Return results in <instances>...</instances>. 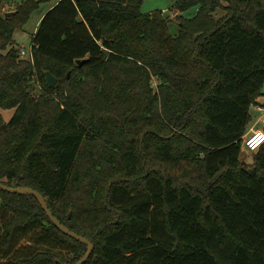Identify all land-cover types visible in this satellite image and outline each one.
<instances>
[{"label": "trees", "instance_id": "16d2710c", "mask_svg": "<svg viewBox=\"0 0 264 264\" xmlns=\"http://www.w3.org/2000/svg\"><path fill=\"white\" fill-rule=\"evenodd\" d=\"M9 1L0 110L15 113L0 112V182L40 192L90 240L85 264H264V145L241 161L264 88V0H174L198 6L176 16L177 35L143 0H59L32 60L14 33L39 2L6 18ZM87 250L34 196L0 189V264H76Z\"/></svg>", "mask_w": 264, "mask_h": 264}, {"label": "rangeland", "instance_id": "374dc122", "mask_svg": "<svg viewBox=\"0 0 264 264\" xmlns=\"http://www.w3.org/2000/svg\"><path fill=\"white\" fill-rule=\"evenodd\" d=\"M27 0H10L8 5H5V11H13L15 10L20 4L25 2ZM38 1V7L32 11L30 17L25 22V24L22 27L17 28V30L14 33V45L16 48L19 49V51H22L23 48L27 52H29L33 36L36 33V30L38 28V22L40 17L45 14L51 8L54 4H56L59 0H34ZM227 4V2H225ZM141 12L143 14H149V13H162L163 15L167 16L168 20H170V32L172 35H177L179 32V26L176 21L177 15H182L184 18H193L197 15L198 12V6H191L187 10L180 13L179 11H176L174 8V0H143L141 4ZM226 7L219 8L215 12L216 18H221L227 14ZM139 28V27H137ZM134 30H130L129 34H133ZM23 58V57H22ZM23 59H26L24 57ZM152 83L153 87L156 88L158 85L157 79L155 77H152ZM38 90H43L42 87H40L39 84L35 83V93L38 95ZM259 104H264V88H263V94L259 96L258 98ZM140 103V102H139ZM0 112L3 115V118L5 121H9L12 116L15 113V110H0ZM262 117V113L257 111L255 106L253 105L251 108V122L249 126L255 125L259 129L264 128V124L259 122V119ZM136 134L133 135V138L137 140ZM254 154L255 153H249L243 150L241 153V161L246 166H253L254 164ZM167 169V168H166Z\"/></svg>", "mask_w": 264, "mask_h": 264}, {"label": "water", "instance_id": "95a60500", "mask_svg": "<svg viewBox=\"0 0 264 264\" xmlns=\"http://www.w3.org/2000/svg\"><path fill=\"white\" fill-rule=\"evenodd\" d=\"M15 14V11H7L5 13V17L9 18L10 16H13ZM85 60H78L77 63L79 65H82L83 62ZM44 76L46 78L47 84L49 87L53 88L55 87V85L57 84V77L54 76L50 71H46L44 72ZM0 189L9 192V193H13V194H21V195H30V196H34L38 202L40 203V205L42 206L44 212L47 214V216L49 217V219L51 220V222L60 230L62 231L64 234H66L67 236L74 238L77 241H80L84 244L87 245L88 250L87 253L85 254V256L80 259L76 264H85L88 259L90 258L92 252L94 251V245L92 244V242L90 240H88L87 238L77 234L76 232L72 231L71 229H69L67 226H65L64 224L61 223V221H59L53 214V212L51 211V209L49 208L47 201L45 199V197L38 191H36L35 189L31 188V187H10L2 182H0ZM71 212L69 213V218L71 217ZM58 264H63L61 261H58Z\"/></svg>", "mask_w": 264, "mask_h": 264}, {"label": "built area", "instance_id": "2783aa9c", "mask_svg": "<svg viewBox=\"0 0 264 264\" xmlns=\"http://www.w3.org/2000/svg\"><path fill=\"white\" fill-rule=\"evenodd\" d=\"M20 56L21 58L26 57L27 60H32L33 59L32 45L29 52H27L25 48H23L22 51H20ZM255 108L257 109V111L262 113V117L259 119V122L264 124V104L255 105ZM263 145H264V128L259 129L255 125L251 126L243 137L242 151L244 150L249 153H254Z\"/></svg>", "mask_w": 264, "mask_h": 264}, {"label": "crops", "instance_id": "0c3cea01", "mask_svg": "<svg viewBox=\"0 0 264 264\" xmlns=\"http://www.w3.org/2000/svg\"><path fill=\"white\" fill-rule=\"evenodd\" d=\"M8 5V4H7ZM55 5V4H54ZM49 10H50V8H49ZM14 11V10H13ZM46 13V12H45ZM45 14H43L41 17H40V19H39V22H38V25H39V23H40V21H41V19H42V17L44 16Z\"/></svg>", "mask_w": 264, "mask_h": 264}]
</instances>
